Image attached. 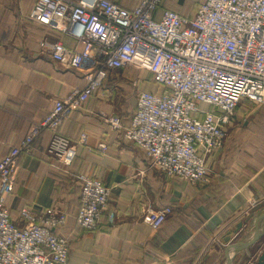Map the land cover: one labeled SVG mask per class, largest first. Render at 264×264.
Here are the masks:
<instances>
[{"label":"crops","instance_id":"1","mask_svg":"<svg viewBox=\"0 0 264 264\" xmlns=\"http://www.w3.org/2000/svg\"><path fill=\"white\" fill-rule=\"evenodd\" d=\"M37 1L0 0V160L20 146L57 100L87 85L85 71L67 69L52 58L46 43L61 42L75 50L78 42L30 20ZM110 1L129 10L140 2ZM200 2L164 3L193 16ZM133 69L109 72L103 85L66 118L61 128L64 136L76 144L83 134L88 137L86 145H78L71 166L48 155V131L36 139L30 153L21 155L14 191L7 198L12 221L19 228L25 226L20 216L25 206L68 212L67 224L55 232L68 239L69 264H227L229 246L248 243L264 233V161L254 157L259 148L253 145L248 150L242 145L243 133L239 136L235 131L222 150L207 156L204 183L188 184L165 175L108 121L120 117L124 127L130 126L138 101L133 87L159 90L149 72ZM131 82L137 84L126 85ZM101 144L107 146L106 153L99 150ZM81 175L110 189L113 223L104 215L94 231L77 226ZM150 207L173 209L159 229L144 220ZM260 245L264 235L257 245L235 251L233 264H249L243 260Z\"/></svg>","mask_w":264,"mask_h":264},{"label":"built area","instance_id":"2","mask_svg":"<svg viewBox=\"0 0 264 264\" xmlns=\"http://www.w3.org/2000/svg\"><path fill=\"white\" fill-rule=\"evenodd\" d=\"M162 3L140 0L129 10L110 0H38L30 11V20L78 42L75 50L61 42L46 46L65 68L85 71L87 85L57 100L0 160V264H69L68 239L55 232L67 224L69 213L25 206L20 210L25 226L19 228L7 198L21 155L32 151L43 132L51 133L48 155L65 166L74 163L78 145H86L88 137L83 134L76 144L61 128L109 72L135 67L151 74L159 90L137 92L130 126L120 117L108 121L145 151L153 167L188 184L206 181L207 156L224 148L237 107L243 101L264 105V0H201L193 16ZM99 150L106 153L107 146ZM79 181L77 226L94 231L104 215L113 223L110 189L87 175ZM171 214V207H150L144 220L159 229Z\"/></svg>","mask_w":264,"mask_h":264},{"label":"rangeland","instance_id":"3","mask_svg":"<svg viewBox=\"0 0 264 264\" xmlns=\"http://www.w3.org/2000/svg\"><path fill=\"white\" fill-rule=\"evenodd\" d=\"M133 68L135 67L127 68L124 71L130 72ZM122 75L125 76V74L123 73L120 75V77ZM134 84L136 85L137 83L132 84L131 82V84L129 83L126 85L130 86ZM133 90L135 91L134 95L136 96L138 92V88L133 87ZM263 109H264V105L260 106L253 102L243 101L235 110L234 121L231 122L230 127L227 129V137H226L225 145L228 142L231 133H234L236 131V133H238L239 136H241L240 133L242 132L244 135V139L242 140V145L248 147V150H251L252 146L255 145L256 148H259V151H257V154H255L254 157L260 158L261 160L264 161V110ZM237 117H239L240 119L237 120ZM236 120L237 123L235 127L234 124ZM238 134L236 136H238ZM263 249H264V245L255 247V249H253L254 252H252L250 257L243 261L249 264H258V258L262 253Z\"/></svg>","mask_w":264,"mask_h":264},{"label":"water","instance_id":"4","mask_svg":"<svg viewBox=\"0 0 264 264\" xmlns=\"http://www.w3.org/2000/svg\"><path fill=\"white\" fill-rule=\"evenodd\" d=\"M263 235L264 233H259L252 241L248 243H239V244H233L229 246L226 250L227 264H233V254L235 251L244 250L247 248L249 249L250 247L257 244L261 240ZM258 264H264V251L261 253V255L258 258Z\"/></svg>","mask_w":264,"mask_h":264},{"label":"trees","instance_id":"5","mask_svg":"<svg viewBox=\"0 0 264 264\" xmlns=\"http://www.w3.org/2000/svg\"><path fill=\"white\" fill-rule=\"evenodd\" d=\"M164 2H165V0H163V3H162V6H163V7H165V3H164ZM165 8H166V7H165ZM226 145H227V144H226ZM172 211H173V209H172Z\"/></svg>","mask_w":264,"mask_h":264}]
</instances>
